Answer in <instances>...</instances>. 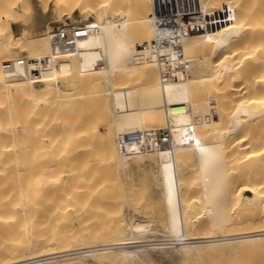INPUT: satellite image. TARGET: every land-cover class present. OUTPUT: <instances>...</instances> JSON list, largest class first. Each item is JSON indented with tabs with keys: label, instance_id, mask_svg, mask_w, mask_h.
<instances>
[{
	"label": "bare ground",
	"instance_id": "1",
	"mask_svg": "<svg viewBox=\"0 0 264 264\" xmlns=\"http://www.w3.org/2000/svg\"><path fill=\"white\" fill-rule=\"evenodd\" d=\"M199 4L189 72L163 82L139 47L153 0H0V264H153L170 247L182 264H264V0ZM69 24L90 32L55 51ZM83 78L95 105L73 108ZM147 129L170 145L122 155L119 136ZM133 168L160 185L164 238L84 219Z\"/></svg>",
	"mask_w": 264,
	"mask_h": 264
},
{
	"label": "built area",
	"instance_id": "2",
	"mask_svg": "<svg viewBox=\"0 0 264 264\" xmlns=\"http://www.w3.org/2000/svg\"><path fill=\"white\" fill-rule=\"evenodd\" d=\"M154 11L150 15L153 37L139 45L148 50L149 55L161 65L163 82H170L187 75L191 67V58L184 47V39L196 30V26L205 22L206 14L199 0H153ZM52 39L55 51H75L80 39L90 32L85 25L69 24L57 27ZM170 133L167 129L131 130L118 138L119 150L129 157L136 153L154 152L159 147L170 145Z\"/></svg>",
	"mask_w": 264,
	"mask_h": 264
},
{
	"label": "rangeland",
	"instance_id": "3",
	"mask_svg": "<svg viewBox=\"0 0 264 264\" xmlns=\"http://www.w3.org/2000/svg\"><path fill=\"white\" fill-rule=\"evenodd\" d=\"M60 23L63 24L62 22L56 21V18L53 15L51 24L56 27L60 25ZM31 31L38 32L39 29L32 28ZM153 75L154 74L152 73V77H150V80L155 79V76ZM143 79H145V77L140 78L139 82L141 83ZM78 85L79 91L77 92V94H72L69 98H67L68 96H66V99L68 100L64 101L65 104L67 102L73 108L76 106L80 107L81 105L86 104L89 99L88 89H93L89 86L88 81L84 80V78L78 83ZM89 102H87V104ZM90 103H93L92 105L89 104L90 106L95 105L94 101ZM214 116L217 117L216 115ZM99 129L101 130L102 127L100 126ZM32 140L33 139H31L30 143H33L32 145H34V140L33 142ZM34 149L32 148V150H30V154L36 152V149ZM109 176H113V173H109ZM113 182L115 186L113 188V191L117 198H113L112 200L103 203L101 206L103 212L101 213L88 212L86 214H83V216L85 217L84 219L100 218L104 222L107 221L110 224L120 223V221L125 220L131 223H135L136 225L144 226V228L146 229V233L145 235L143 234L144 236L142 235L144 237L143 239H147L148 236L151 240H155L156 238L159 239V237L164 238V235H162V230L166 220V212L164 211L166 209V206L160 192V185L157 184L156 180L153 178L152 172H150V170L143 171V168L141 171L138 168H133L128 172V174H126V176L123 175L122 177V175L120 174L116 175V178ZM128 186H131V188H129ZM122 187H124V189ZM123 190L126 191L125 195ZM127 194H129L130 196H128ZM196 212L198 211L196 210L195 213ZM193 213L192 215H194ZM139 221L142 223H140ZM150 228L153 229V231H151ZM160 234L162 236H160ZM149 238L148 240H150ZM170 248H153L152 250H150L153 258H157L158 255V258H160L158 259V261L154 259L153 264H182L179 260H177L178 258L176 256V252L173 251L176 249ZM152 251L155 252V255L152 253ZM244 254L250 255L252 257L255 253H253V255L252 252H247ZM254 259H258V257L255 255ZM156 261L157 263H155Z\"/></svg>",
	"mask_w": 264,
	"mask_h": 264
}]
</instances>
